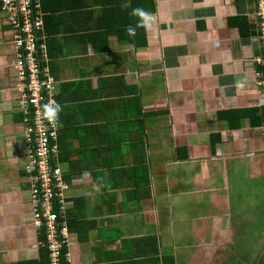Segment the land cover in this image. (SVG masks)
<instances>
[{
	"label": "crops",
	"instance_id": "obj_1",
	"mask_svg": "<svg viewBox=\"0 0 264 264\" xmlns=\"http://www.w3.org/2000/svg\"><path fill=\"white\" fill-rule=\"evenodd\" d=\"M254 10V0H42L70 264H264ZM12 40L0 12V264H46Z\"/></svg>",
	"mask_w": 264,
	"mask_h": 264
},
{
	"label": "built area",
	"instance_id": "obj_2",
	"mask_svg": "<svg viewBox=\"0 0 264 264\" xmlns=\"http://www.w3.org/2000/svg\"><path fill=\"white\" fill-rule=\"evenodd\" d=\"M254 1L260 41V52L254 59L258 65L256 85L264 96V0ZM40 4V0H0V12L11 25L15 50L12 68L16 72L18 109L28 148L24 170L29 180L33 225L41 236L39 246L46 253V264H70L64 216L67 204L64 194L69 186L56 163V80L47 65L46 45L37 36L43 28ZM261 130L264 138V124Z\"/></svg>",
	"mask_w": 264,
	"mask_h": 264
},
{
	"label": "clouds",
	"instance_id": "obj_3",
	"mask_svg": "<svg viewBox=\"0 0 264 264\" xmlns=\"http://www.w3.org/2000/svg\"><path fill=\"white\" fill-rule=\"evenodd\" d=\"M255 2V1H254ZM135 12H139L140 16L142 18H146L147 17V13H145L142 9H136L134 10ZM254 16H255V10H254ZM255 28H256V19H255ZM257 31V30H256Z\"/></svg>",
	"mask_w": 264,
	"mask_h": 264
},
{
	"label": "trees",
	"instance_id": "obj_4",
	"mask_svg": "<svg viewBox=\"0 0 264 264\" xmlns=\"http://www.w3.org/2000/svg\"><path fill=\"white\" fill-rule=\"evenodd\" d=\"M41 4H42V0H41ZM10 25V24H9ZM11 26V25H10ZM55 99H56V96H55ZM43 252L45 253V251L43 250ZM43 253V257H45V261H46V253L44 254Z\"/></svg>",
	"mask_w": 264,
	"mask_h": 264
},
{
	"label": "rangeland",
	"instance_id": "obj_5",
	"mask_svg": "<svg viewBox=\"0 0 264 264\" xmlns=\"http://www.w3.org/2000/svg\"><path fill=\"white\" fill-rule=\"evenodd\" d=\"M13 74H14V76L16 77V72H15V70H13Z\"/></svg>",
	"mask_w": 264,
	"mask_h": 264
}]
</instances>
